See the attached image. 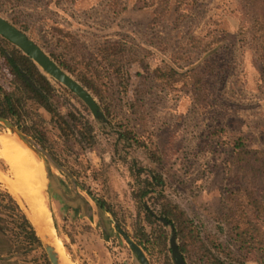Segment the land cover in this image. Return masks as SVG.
<instances>
[{"label":"rangeland","instance_id":"obj_1","mask_svg":"<svg viewBox=\"0 0 264 264\" xmlns=\"http://www.w3.org/2000/svg\"><path fill=\"white\" fill-rule=\"evenodd\" d=\"M166 1L167 12L157 20L162 0H0V16L50 57L60 54L70 60L74 55L72 66L81 69L87 63L88 73L99 71L96 83L108 92V110L99 108L101 119L86 114L94 126L91 146L74 136L66 139L32 100L23 104L20 123L30 128L24 134L37 143L47 176L46 233L51 243L58 239L63 244L76 264H141L117 223L150 264H175L169 238L173 231L158 213L153 193L143 198L150 223L133 197L155 171L162 176L164 193L196 224L208 249L221 258L228 253L240 264H264V243L239 247L226 221L235 201L243 199L242 190H235L244 172L228 167L231 143L240 139L264 154V61L250 28L249 0ZM66 43L72 46L70 54ZM11 45L0 35V102L3 93L16 91L6 60ZM118 49L128 72L125 90L104 59ZM168 67L191 69L200 80L166 86L155 75ZM50 80L61 111H66L67 98L86 113L74 93L77 98ZM125 130L133 137L119 134ZM0 132L10 133L1 123ZM0 174V189H8L30 217L27 203L1 179L11 176L1 156ZM242 177L247 186L249 178L245 173ZM91 196L107 203L113 214L99 209ZM0 202L6 199L0 196ZM4 215L0 206V217ZM3 218L0 263L35 264L33 254L17 252L12 225ZM198 257L191 253L183 263L206 264Z\"/></svg>","mask_w":264,"mask_h":264},{"label":"trees","instance_id":"obj_2","mask_svg":"<svg viewBox=\"0 0 264 264\" xmlns=\"http://www.w3.org/2000/svg\"><path fill=\"white\" fill-rule=\"evenodd\" d=\"M166 3V0H162L158 6L159 8L155 9L157 11V20H160L166 14ZM246 5L251 18L250 28L254 36L259 40V55L264 61V0H249ZM2 38L11 44L7 39ZM66 45L68 50L72 49L70 44L66 43ZM71 52L73 51L69 50L67 53L70 54ZM120 52L121 49L105 53L104 59L112 67V76L123 84L122 90H125L128 72L125 68L123 57L119 56L122 53ZM51 58L98 100L99 108L103 106L105 110H108L106 105L108 92L96 83L100 80L99 71H95V75L88 73L86 69L87 63L82 64L83 67L81 69H78L75 65L72 66L70 62L74 55L71 57V61L60 54H52ZM6 60L16 77L17 85L16 91L12 90L2 94L0 102L1 117L12 119L23 133L29 134L30 128L20 123V121L22 122L23 120L22 112L25 100H32L50 114L60 134L66 139L74 136L80 144L85 146H91L95 142L94 126L86 115L90 111L84 103H81L86 112L83 114L69 99H63V106L66 111H61L56 105V90L50 78L35 66L36 64L28 55L11 45ZM155 76L163 80L165 85L169 87L177 82L185 84L191 82V85L197 84L200 80V76L194 73L193 70L179 71L175 67L159 70ZM64 88L73 97H76L71 90ZM98 119H101V117H98ZM119 134L126 138L133 137L129 130L121 131ZM231 145L233 156L228 163V167L233 168L236 172L243 171L250 181L246 183L247 186L242 185L244 183V178L242 177L244 173L241 174L239 189L235 191L242 190L243 199L235 201L226 215V221L233 234L232 237H234L239 247L264 243V230H262L261 226L264 224V154L257 148L246 145L240 139L234 140ZM163 183L161 174L151 171L149 172V177L142 180V185L133 192V197L136 203L144 208L145 218L150 223L152 214L144 203L143 198L150 192L153 193V202L158 207V213L162 217L163 222L168 224L172 231L175 232V238L178 240L177 250L181 258L184 260L186 255L193 253L199 256L198 259L205 260L206 264H240L230 254L227 253L224 258H221L205 246L201 241L196 224L193 223L191 218L177 203L164 193L162 189ZM87 193L90 194L88 191ZM0 196L6 199V203L0 202V206L3 207L6 216L3 220L12 225L13 232L11 235L15 239L14 244L18 246L17 250L19 251L17 252L22 250L25 253L33 254L35 264H51L33 222L28 217L24 207L7 190H0ZM91 199L99 209L113 214L111 207L103 200L93 196H91ZM85 203L90 207L87 201ZM0 219L2 220L1 217ZM143 235L146 237L145 241H148V236L145 233ZM138 243L144 245L142 239Z\"/></svg>","mask_w":264,"mask_h":264},{"label":"bare ground","instance_id":"obj_3","mask_svg":"<svg viewBox=\"0 0 264 264\" xmlns=\"http://www.w3.org/2000/svg\"><path fill=\"white\" fill-rule=\"evenodd\" d=\"M0 156L7 162L11 175L10 177L2 176L1 179L11 191L27 203L31 221L37 233L39 235L41 233V239H44L42 242L53 246L52 253L56 264H76L67 256L63 244L58 239L51 243L50 238L47 239L43 235L50 226L47 212L48 210L50 213V210L49 206L47 209L48 197L45 183L47 178L39 153L19 135L10 132L7 135L0 134Z\"/></svg>","mask_w":264,"mask_h":264},{"label":"water","instance_id":"obj_4","mask_svg":"<svg viewBox=\"0 0 264 264\" xmlns=\"http://www.w3.org/2000/svg\"><path fill=\"white\" fill-rule=\"evenodd\" d=\"M0 35L7 39L10 43L15 45L17 48H19L24 54L28 55V57H30V59L36 64L35 66H37L44 74L71 90L88 107V110L91 112L94 118L103 116L95 98L89 93V91L85 87H83L68 72L58 66V64L38 44H36L31 38H29L25 32L17 28L15 25L7 21L2 16H0ZM0 123L3 124V126H5L11 133L19 135V137L24 142H26L40 155L38 145L35 142L29 140L25 136V134L20 129H18L17 126H15L12 122L0 116ZM46 192L48 197L47 183ZM120 233L122 234L127 244L130 246L132 251L135 253L140 263L150 264L142 248L135 241H133L127 233L123 232L122 230H120ZM43 235L47 239L50 238L47 233H44ZM38 236L40 237L39 234ZM174 237L175 233L172 232L169 238L171 241L170 248L173 260L175 264H184L183 259L181 258L177 250L176 238ZM40 242H42L41 237ZM42 244L50 260V263L56 264L55 256L52 253L53 246L45 244L44 242H42Z\"/></svg>","mask_w":264,"mask_h":264},{"label":"flooded vegetation","instance_id":"obj_5","mask_svg":"<svg viewBox=\"0 0 264 264\" xmlns=\"http://www.w3.org/2000/svg\"><path fill=\"white\" fill-rule=\"evenodd\" d=\"M6 119H8V120H10L9 118H6ZM2 133V132H1ZM37 144V143H36ZM1 190V189H0ZM2 190H7L8 191V189H2ZM8 192H10V191H8ZM98 199V198H97ZM88 202V201H87ZM4 217L6 218V216L4 215ZM1 218H3V217H1ZM1 226V225H0ZM115 227H116V229L118 230V232L120 233V230H122L121 228H120V226L116 223L115 224ZM0 230H3V228L2 227H0ZM123 231V230H122ZM124 232V231H123ZM121 234V233H120ZM122 235V234H121ZM123 237V236H122ZM14 245V247H15V249H17V245L16 244H13ZM13 245H11L12 247H10V249L11 248H13ZM139 260V259H138ZM0 264H2V263H0Z\"/></svg>","mask_w":264,"mask_h":264}]
</instances>
